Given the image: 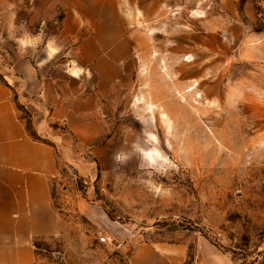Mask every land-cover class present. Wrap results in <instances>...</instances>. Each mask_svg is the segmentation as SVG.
Masks as SVG:
<instances>
[{
  "label": "rangeland",
  "instance_id": "rangeland-1",
  "mask_svg": "<svg viewBox=\"0 0 264 264\" xmlns=\"http://www.w3.org/2000/svg\"><path fill=\"white\" fill-rule=\"evenodd\" d=\"M122 2L136 70L103 102V151L81 163L58 151L61 230L39 249L58 264H130L139 244H169L195 264L207 240L234 264H264V0ZM59 26L34 62L55 44L53 63L72 60Z\"/></svg>",
  "mask_w": 264,
  "mask_h": 264
},
{
  "label": "crops",
  "instance_id": "crops-1",
  "mask_svg": "<svg viewBox=\"0 0 264 264\" xmlns=\"http://www.w3.org/2000/svg\"><path fill=\"white\" fill-rule=\"evenodd\" d=\"M125 7L122 0H0V49L8 62L0 71L7 80L0 78V264H58L37 246L61 230L54 208L58 151H72L70 163H81L78 153L103 151L108 142L103 102L136 70L138 39ZM54 24L60 26L53 38L69 44L72 60L53 63L62 53L55 44L52 59L34 62L37 44L48 51L47 26ZM19 104L32 111L36 137ZM184 258L175 245L141 243L130 264ZM195 264L234 262L206 240Z\"/></svg>",
  "mask_w": 264,
  "mask_h": 264
},
{
  "label": "trees",
  "instance_id": "trees-1",
  "mask_svg": "<svg viewBox=\"0 0 264 264\" xmlns=\"http://www.w3.org/2000/svg\"><path fill=\"white\" fill-rule=\"evenodd\" d=\"M18 107H19V109H20V111L23 113V112H28L27 111V109L23 106V105H18ZM22 118H24L23 116H22ZM25 119V118H24ZM27 128H28V130H29V132L33 135V136H37V133H32L31 131H30V129H29V127L27 126ZM37 246H38V244H37Z\"/></svg>",
  "mask_w": 264,
  "mask_h": 264
},
{
  "label": "built area",
  "instance_id": "built-area-1",
  "mask_svg": "<svg viewBox=\"0 0 264 264\" xmlns=\"http://www.w3.org/2000/svg\"><path fill=\"white\" fill-rule=\"evenodd\" d=\"M111 240V237H109V236H103L102 237V241L103 242H108V241H110Z\"/></svg>",
  "mask_w": 264,
  "mask_h": 264
}]
</instances>
